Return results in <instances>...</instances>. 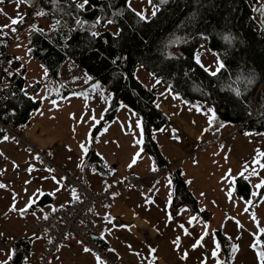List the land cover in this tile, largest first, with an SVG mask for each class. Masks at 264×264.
<instances>
[{"label":"trees","instance_id":"obj_1","mask_svg":"<svg viewBox=\"0 0 264 264\" xmlns=\"http://www.w3.org/2000/svg\"><path fill=\"white\" fill-rule=\"evenodd\" d=\"M12 1L0 0V12L2 5ZM19 1L27 5L26 13L18 21H22L21 25L4 23L2 17L0 20V117L10 120L11 125L23 126L42 104L41 82L26 84L22 72L25 70L10 52L14 33L30 14L35 27L29 26L24 34L28 55L44 67L48 77H58L63 63L72 59L93 79L109 87L111 98L103 120L114 118L119 102L136 111L144 131L142 148L155 170L172 167L150 135L152 129H159L168 121L167 114L155 103L159 86L170 88L187 103L198 102L200 110L211 107L215 115L205 129L218 131V142L225 124L243 132H264V25L252 14V6L258 0H149L157 7L155 15L146 20L139 19L128 0H87L86 4L84 0ZM78 4L83 7H77ZM38 12L44 14L37 15ZM40 18L47 20L46 26H37ZM107 21L117 26L116 32L102 28ZM201 44L217 55L223 67L209 71L196 62L195 51ZM137 64L156 77L151 87L135 76ZM248 77L251 83H246ZM237 88L240 96L235 94ZM101 124L100 121L94 126L92 135ZM83 157V163L104 174L108 172L93 147H88ZM259 159L264 161V157ZM168 172L172 205L185 204L196 216H207L208 210L198 208L196 197L178 168ZM233 190L241 199H250V183L242 175L235 176ZM263 193L264 186L250 199L248 207ZM48 199L51 197L43 194L39 201ZM218 233L221 264H230L231 240L222 231ZM34 237L28 232L6 240L11 252L0 261L19 264L31 258ZM259 237L264 246V233H259ZM98 240L94 239L96 247L104 253ZM32 264H36V258Z\"/></svg>","mask_w":264,"mask_h":264},{"label":"rangeland","instance_id":"obj_2","mask_svg":"<svg viewBox=\"0 0 264 264\" xmlns=\"http://www.w3.org/2000/svg\"><path fill=\"white\" fill-rule=\"evenodd\" d=\"M128 3L135 11L143 12L146 17L150 16L157 7L156 4L151 3L149 0H128ZM263 7L264 0H258L252 6L254 18L262 25H264ZM26 10L27 5L25 3L14 0L2 5L0 20L1 17L2 19L5 18V22H3L11 24V21L16 19L18 23L21 16L26 13ZM28 19L35 22L30 14L27 16L25 23ZM21 23L22 21L18 25H21ZM36 23L37 26L43 27L46 26L47 20L40 18ZM23 26L14 33L10 47L11 55L20 58V67L22 66L25 70L22 72L26 84L37 80L41 82L42 88L39 96L44 102V106L47 103V108L52 105L53 110H59V115L53 120V123L60 130L65 127L64 134L61 132L65 143L73 137L74 140L70 141V143L75 147L76 151L84 152L80 154L82 158L88 147H95L97 152L105 159L106 166L112 171L127 168L133 154L138 155L136 163L131 168L144 171L154 167L149 154L142 148L141 143L143 142L144 131L140 115L128 105L119 102L114 119L103 120L102 115L107 110L111 98L110 88L101 81L93 79L88 71L72 59H67L66 63H63L58 77H48L44 67L27 53L28 46L24 34L27 32L29 25ZM102 28L109 29L112 32L117 31V26L110 21L105 22ZM195 55L199 56L200 64L209 71L217 69L219 58L205 44H201L196 49ZM135 76L148 87H151L156 82V77L141 64L136 65ZM65 86H70V88ZM74 86H78L79 89H75ZM64 89L66 93H63ZM166 89L170 91H166ZM51 92L57 93L56 96H51ZM62 93L63 95H61ZM155 94L156 99L165 107L166 111H179L182 115L190 117L195 126L205 132V127L211 114L207 110L211 107L207 106L206 109L197 111L198 104L196 103L198 102L187 103L179 95H174L176 93L166 86L157 87ZM68 95L70 96L68 99L74 100L66 102L68 99L63 98ZM52 98L56 99L59 107L53 104L52 101H48ZM100 121L102 124L99 126L97 133L92 135L94 126ZM137 121H140L139 127H137ZM231 127L229 124H225L220 130L222 132L221 135H225ZM172 129L181 131L173 117L169 116L168 121L163 126L159 129L154 128L150 132L151 137L164 154L169 153L170 149L177 145L183 146L187 144V146L183 147V151H187L188 146L192 147L194 145L195 141L191 144L182 135V132L178 135L180 139L176 140L174 138L176 134L172 132ZM22 132L20 131V133ZM3 136H7L5 132L2 133L1 137ZM93 137L95 138L94 143ZM10 138L6 140L0 138V184L5 185L0 187V260L9 257L11 246L10 244L7 245L6 240L11 241L28 230L26 218L29 217V213L32 210L29 207L25 208L23 201L32 197L33 188H20V180L28 178L25 175L26 171L22 170L28 164V162H25V158H31L32 153L27 151L21 143L15 142ZM257 140L261 142V145H264V137H259ZM25 141L28 142L26 134ZM224 141L226 142L225 145L222 142H218L197 151L196 158L193 160L187 155V159L179 161L181 167H184L185 164L193 163L194 160L196 161L194 163L196 166L213 163L214 199L206 198L203 195L200 196V190L195 189L190 183L193 188L192 192L197 197L198 207L210 210V216L204 218L201 215H197L198 217H196V212L185 205L181 206L182 209L179 212L165 205L162 208L163 215L155 214L153 216V219L160 225V231L164 227L166 229L160 240L162 246L170 244V246L175 248L174 250H178L177 247H179L181 251L186 252L187 264H198L200 262L203 264H216V261L221 264L218 230L222 231V234L231 240L232 245H237L235 249L232 247L231 255L229 256L230 264H261L257 259L256 253L257 251H264L262 239L259 237V228L264 227V200H260L257 205L253 206L252 210L247 208L248 204L233 193L234 171L231 166L248 165L246 173L251 192L252 194L255 192V195H257L259 189L253 186L258 183L259 179H264V169L252 164V157L247 160L241 158L235 146L229 144V139H224ZM82 144L83 147L81 146ZM193 154L194 152L191 153V156ZM34 163L36 162L34 161ZM89 165V163H86L83 170H87ZM253 169L256 170V175L251 173ZM93 172L90 166L87 173L92 174ZM226 173L228 174L226 175ZM222 176L224 177L223 180H221ZM33 179L35 178L33 177L30 180ZM148 180L155 182L154 184H159L162 183V180L168 181L170 178H168L165 171L159 180ZM210 186V184H206V187H209L211 191ZM228 188L232 189L231 197L227 193ZM223 204H226L225 208L222 206ZM20 209H23V211L21 212ZM169 216H171V219H168ZM190 216L194 217L191 223L188 219ZM253 216H255V219H253ZM164 218L168 219V227L162 224ZM236 221H239V227ZM205 222L207 224L206 227ZM177 238H179L178 245L174 243ZM198 239L200 243L196 244ZM220 240L222 241L223 239L220 238ZM256 240L259 241V244L254 249L250 245ZM40 243L41 240L34 237L31 243V258H26L19 264H32L35 261V252ZM193 244H196V246L192 247ZM213 250L217 252L215 257L211 254Z\"/></svg>","mask_w":264,"mask_h":264},{"label":"crops","instance_id":"obj_3","mask_svg":"<svg viewBox=\"0 0 264 264\" xmlns=\"http://www.w3.org/2000/svg\"><path fill=\"white\" fill-rule=\"evenodd\" d=\"M13 58L20 60L18 56H13ZM65 87L70 88V86ZM74 87L75 89H79L78 86ZM63 93H66L65 89L63 90ZM63 93L61 95H63ZM56 94L57 93L55 92L50 93L51 96H56ZM69 97L70 96L68 95L63 99H68ZM71 100L74 99H68L66 102H69ZM48 101H55V104L57 105V107H59L55 98H52ZM155 103L167 114L168 117L172 116L176 121L178 128L181 130L179 131L176 129V135H180V133L182 132V135L187 140H189L191 144L195 141L192 147H187V151H183V147L187 146V144L183 146L177 145L176 147L171 148L169 153L165 154L160 150L167 162L171 163L172 167H170L169 169L178 168L179 173L186 181L187 186L191 192L193 188L191 187L190 183L195 187V189L200 190V196H202L203 194V196H205L206 198L214 199L213 163L204 166H196L194 163L185 164L184 167H181L179 165L180 160L188 158L187 155H189L192 160L196 158L195 155L197 151H199L197 150L196 146L198 147L201 140L209 138L211 132L206 131V129L204 132L203 129L197 128L191 121L190 117L182 115L175 109V111H166L165 107L161 105L158 99H155ZM58 111V109L53 110L52 105L50 108H47V103L44 106V102H42L40 107H38L31 113V116L27 119L24 125L20 126V130L25 132L28 142L33 144L36 148L47 151L51 160L55 164L61 165L63 167L68 164L66 165V168L77 169L81 175L83 183L87 187L95 191H99L101 189L102 179L106 178L111 180H118L123 178L126 172L130 170H137L135 168L127 167L112 171L109 168L108 172L104 174L101 171H98L97 169H93L91 167L92 171L94 172L92 174H88L87 170L90 165L87 170L84 171L83 168L86 163H83L84 157L82 158L80 156V154H83L84 152L76 151L75 147L70 143V141L74 140L73 137H71L72 140L70 139V141L65 143V139L61 134V132L64 134L65 127L63 128L61 126L62 128L60 130L59 128L55 127L57 125L53 123V120H55L59 115ZM116 114L117 112L115 113L114 117L116 116ZM2 133L3 132L0 133V137L2 136ZM263 133L264 132L261 131H238L237 127L233 126L225 133V135H221L222 139L220 140V142L224 143L225 145L226 142L224 141V139H229V144H233L235 146V149L239 153L240 157L247 160L248 158H253V156H255V149L257 147L264 149V145H261V142H258L257 140L259 137H264ZM10 139L15 142L21 143L27 151L31 149L28 148L23 141L16 140L12 137ZM94 142L95 138L93 137V143ZM94 150L105 162V159L97 152L95 147ZM30 152L32 153L31 158H25V162H28V164L22 168L23 171H26L25 175L28 176L29 179L23 178V180H20V188H33V195L32 197H30L32 202L28 203L29 199L27 200L23 198L24 204L27 203L29 209H32L29 213V217L26 218L27 225L28 223L40 217H43L46 213L59 206L61 202L69 200L72 197L71 191L65 185L63 177L60 174L56 173L52 167L43 164L39 159H35L34 156L36 155V153L33 149H31ZM192 152H194V154L191 156ZM34 161L36 163H34ZM30 164L32 165L31 169H29L28 167ZM231 167L234 171V178L235 176H237V173H241L240 175L247 178L248 180L246 173L248 169L247 167H245V165ZM49 168L52 169L51 172L48 171ZM149 169H154V167H150L144 171L139 172L146 173ZM169 169L165 170L168 178H170L168 172ZM164 172H162L161 175ZM53 176H55L56 179H53ZM33 177L35 179L30 180ZM160 177L156 178L152 175L143 176V181L145 178L144 193L130 191L126 197H112V202L110 205L96 204L94 206H91L90 213L92 217L101 220L103 224L102 230L97 236L99 238L98 242L101 243V245L104 247V253H101L104 254L105 257H111V261L105 259V257L100 254V251L90 248L85 243L76 239L67 238L60 244L58 250L52 257L50 264H97L95 259V255L97 254L104 261H106V264H149V260H151V257H149L147 253L149 252L150 248L156 249V251L153 253V255L155 256V260H152L151 264H187V260L184 256V253L186 252L181 251L179 247H177L178 250H174L175 248L173 246H170V244L168 246H162L160 242L163 236L162 234L166 229L164 227L163 230L160 231V225H158L157 221L153 219V216L155 214L163 215L162 208L165 205L168 208H172L174 209V211L176 210L178 212L182 209L181 206L185 205H172L171 178L168 181L162 180V183L159 184H154L155 182H150V180H148H159ZM25 181H27V183H25ZM206 184L211 185V191L209 187H206ZM145 193H148L149 195L147 196ZM233 193L235 194L234 190ZM43 194H45L46 198L51 197V199H48L46 201H39V198ZM263 195L264 193L262 194V196ZM238 198L241 199L240 197ZM251 198H254L252 192L250 195V199ZM243 201L245 202L247 200ZM259 201L260 199L253 203L251 207L247 206V208L249 210H252L253 206L257 205ZM226 204H223L222 206L225 208ZM185 206L188 207L187 205ZM209 216L210 210H208L207 216L202 217L208 218ZM167 221L168 219L164 218L162 224H165L168 227ZM105 229H107V231H105ZM24 233H28V230ZM85 247L91 249V251H84L83 249ZM112 249H115V251H112ZM182 256L183 258H181ZM198 264L203 263L200 262Z\"/></svg>","mask_w":264,"mask_h":264},{"label":"built area","instance_id":"obj_4","mask_svg":"<svg viewBox=\"0 0 264 264\" xmlns=\"http://www.w3.org/2000/svg\"><path fill=\"white\" fill-rule=\"evenodd\" d=\"M35 22L28 19L23 27L31 26ZM6 59V56H4ZM3 64V61H1ZM0 129L16 139L23 141L28 148L35 151L39 160L50 167L56 173L63 177L65 185L70 189L71 194L75 190L76 195L69 200L61 202L59 206L44 215L28 223L29 231L34 233L40 240V246L36 250V264H50L53 255L58 250L60 244L67 238L79 240L92 249H96L94 239L91 234H99L102 230V221L93 218L90 213L91 206L110 205L112 202L113 192L115 196L126 197L130 191L144 193L143 175L137 171H130L118 180L102 179L101 189L95 191L87 187L76 169L66 168L55 164L49 153L36 148L33 144L25 141V132L20 133V129L11 125L10 121H4L0 118ZM218 132L214 131L210 138L202 142L199 149L208 145H213L219 141ZM161 170H154L147 175L159 177ZM147 196L148 194L145 193ZM105 257V256H104ZM111 261V257H105Z\"/></svg>","mask_w":264,"mask_h":264},{"label":"snow or ice","instance_id":"obj_5","mask_svg":"<svg viewBox=\"0 0 264 264\" xmlns=\"http://www.w3.org/2000/svg\"><path fill=\"white\" fill-rule=\"evenodd\" d=\"M84 3L86 4V3H87V0H84ZM77 7H83V4H78ZM129 7H130V5H129ZM133 11H135V10H133ZM36 14H37V15H43L44 13H43V12H38V13H36ZM136 15H137V16L139 17V19H141V20H146V19H148V17H146V16L144 15L143 12H136ZM152 15H155V10L153 11ZM97 19L99 20V18H97ZM16 22H17L16 19H13V20L11 21V23H13V24H15ZM4 27H7V25H5ZM32 27H35V25H33ZM94 34L98 35L97 33H94ZM194 59L196 60L197 63H200V60H199V56H198V55H194ZM221 67H223V65H222V64L219 62V60H218V61H217V69L219 70ZM9 74H10V73H9ZM212 74L214 75L215 73H212ZM237 79L239 80V79H241V77H238ZM246 83H251V77L246 78ZM166 91H170V90L166 89ZM234 91H235V94H236L237 96H240V95H241V92H240V90H239L238 88H237V89H234ZM174 95H178V93H177V94H174ZM109 98H110V97H109ZM52 103L55 104V101H52ZM197 111H200V108H199L198 106H197ZM207 111L213 113V115H212V116H209V118H208V119H209V124H211V122H212V120H213V118H214L215 113H214L213 109H211V108H209ZM139 125H140V121H137V127H139ZM176 131H177L176 129H172V132H173V133H175ZM0 138L5 139V140H6V139H9V137H7V136H3V137H0ZM174 138H175L176 140H179V139H180V137H179L178 135H176ZM81 146L83 147V144H82ZM85 150H86V149H85ZM29 151H31V149H29ZM137 155H138V154H133L130 163L127 165L129 168L132 167V165L136 163ZM260 157H264V149H261V148L257 147V148L255 149V156L252 158L251 163H252V164H256V165H258L260 169H264V161H262L261 159H259ZM34 158H35V159H39V156H38V155H35ZM193 163H196V161L194 160ZM247 166H248V165L246 164L245 167H247ZM28 167H29V169H31V168H32V165L30 164ZM48 171L51 172L52 169L49 168ZM229 172H230V170H229ZM227 174H228V173H226V175H227ZM240 174H241V173H237V175H240ZM252 174H253V175H256V174H257L255 169L252 170ZM52 178H53V179H56L55 176H53ZM61 179H62V178H61ZM223 179H224V177L222 176V177H221V180H223ZM25 183H27V181H25ZM4 186H5V185L0 184V187H4ZM262 186H264V179H259L258 183L255 184L253 187L259 189V188H261ZM227 193H228L229 197H231L232 189H231V188H228ZM72 195H73V196L76 195L75 190H73ZM112 195L115 196L116 193L113 192ZM202 195H203V194H202ZM252 195L255 196V192H253ZM259 199H260V200H264V196L259 197ZM31 202H32V200H31V198H29L28 203H31ZM251 202H252V201H251L250 199L247 200V201H245L246 204H250ZM24 207L27 208V207H28V204L26 203V204L24 205ZM20 211L22 212L23 209H20ZM106 215H107V214H106ZM168 219H171V216H169ZM188 219H189V222L191 223L192 220L194 219V217H191V216H190ZM233 219H235V218H233ZM253 219H255V216H253ZM236 223H237V226L239 227V226H240L239 221H236ZM206 226H207V224H206V222H205V227H206ZM105 231H107V229H105ZM259 232H260V233H264V227L259 228ZM101 235H103V234H101ZM174 243H175L176 245H178V244H179V238H177L176 241H174ZM199 243H200V240L198 239V240L196 241V244H199ZM196 244H193L192 247H195ZM258 244H259V241L256 240V241H254V242L250 245V247H252V248L255 249V248L257 247ZM129 247H130V246H129ZM232 247L235 249V248H237V245H236V244H233ZM83 250L86 251V252L91 251V249H89V248H87V247H85ZM112 251H115V249H112ZM155 251H156V249H154V248H150L149 252L147 253V255H148L149 257H151V260H149V264H151V261H152V260H155V256L153 255V253H154ZM10 252H11V250L9 251V255H10ZM211 254H212L213 257H215V256L217 255V252H216L215 250H213ZM186 255H187V253H184V256H186ZM256 256H257V259L261 262V264H264V251H257ZM181 258H183V256H182ZM95 259H96L97 264H106V261H104V260H103L98 254L95 255ZM0 264H4V262H3V261H0ZM216 264H220V262H219V261H216Z\"/></svg>","mask_w":264,"mask_h":264},{"label":"water","instance_id":"obj_6","mask_svg":"<svg viewBox=\"0 0 264 264\" xmlns=\"http://www.w3.org/2000/svg\"><path fill=\"white\" fill-rule=\"evenodd\" d=\"M91 236H92L93 238H96V235H95V234H91Z\"/></svg>","mask_w":264,"mask_h":264},{"label":"bare ground","instance_id":"obj_7","mask_svg":"<svg viewBox=\"0 0 264 264\" xmlns=\"http://www.w3.org/2000/svg\"><path fill=\"white\" fill-rule=\"evenodd\" d=\"M143 176L146 174V173H141Z\"/></svg>","mask_w":264,"mask_h":264}]
</instances>
